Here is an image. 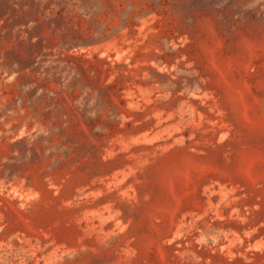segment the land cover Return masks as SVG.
I'll return each mask as SVG.
<instances>
[{"label":"rangeland","instance_id":"1","mask_svg":"<svg viewBox=\"0 0 264 264\" xmlns=\"http://www.w3.org/2000/svg\"><path fill=\"white\" fill-rule=\"evenodd\" d=\"M0 264H264V0H0Z\"/></svg>","mask_w":264,"mask_h":264}]
</instances>
